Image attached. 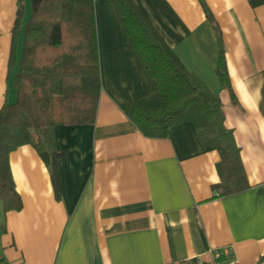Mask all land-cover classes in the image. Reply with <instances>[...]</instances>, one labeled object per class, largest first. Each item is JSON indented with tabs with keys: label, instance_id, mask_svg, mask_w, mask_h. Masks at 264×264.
Here are the masks:
<instances>
[{
	"label": "crops",
	"instance_id": "obj_1",
	"mask_svg": "<svg viewBox=\"0 0 264 264\" xmlns=\"http://www.w3.org/2000/svg\"><path fill=\"white\" fill-rule=\"evenodd\" d=\"M133 1L186 68L220 96L250 187L219 194L220 155L202 146L191 121L172 126L168 137L153 138L128 118L121 104L156 89L114 3L97 0L96 120L54 128L55 145L65 153L59 195L33 145L10 152L22 206L0 210V264H194L224 247L237 264H264V4ZM22 2L29 16L31 0ZM19 7L20 0H0V109L17 99L9 61ZM214 23L229 87L217 73Z\"/></svg>",
	"mask_w": 264,
	"mask_h": 264
},
{
	"label": "trees",
	"instance_id": "obj_2",
	"mask_svg": "<svg viewBox=\"0 0 264 264\" xmlns=\"http://www.w3.org/2000/svg\"><path fill=\"white\" fill-rule=\"evenodd\" d=\"M96 1L31 0V13L25 16L20 0L9 61L17 99L0 109L3 212L22 206L10 168L11 151L23 144L33 145L59 195V164L65 153L55 145L54 128L96 120L101 93ZM112 2L156 89L154 95L122 103L124 113L145 136L153 138L168 137L172 126L191 121L202 146L215 147L220 155V182L215 187L219 194L230 196L248 189L240 147L233 131L226 127L220 96L186 68L133 0ZM249 2L253 7L264 4V0ZM214 27L220 46L217 73L221 83L229 87L222 36L217 24ZM0 229H4L2 224Z\"/></svg>",
	"mask_w": 264,
	"mask_h": 264
},
{
	"label": "built area",
	"instance_id": "obj_3",
	"mask_svg": "<svg viewBox=\"0 0 264 264\" xmlns=\"http://www.w3.org/2000/svg\"><path fill=\"white\" fill-rule=\"evenodd\" d=\"M210 258L204 260L201 256H198L194 260V264H237L236 259L231 256L228 247L222 249L209 250Z\"/></svg>",
	"mask_w": 264,
	"mask_h": 264
}]
</instances>
